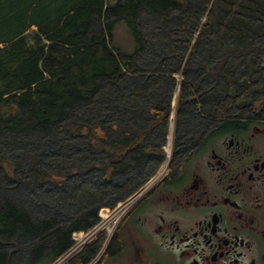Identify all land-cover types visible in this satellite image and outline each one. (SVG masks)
Wrapping results in <instances>:
<instances>
[{
  "label": "trees",
  "instance_id": "obj_1",
  "mask_svg": "<svg viewBox=\"0 0 264 264\" xmlns=\"http://www.w3.org/2000/svg\"><path fill=\"white\" fill-rule=\"evenodd\" d=\"M199 2L202 3L0 0V135L54 133L55 145L50 147L54 152L48 160L38 151H26L15 159L0 154V178L4 180V172L7 177L11 175L10 180L32 189L37 186L58 189L74 177L82 178L93 172L94 178L106 187L120 189L123 183L130 185L128 191L115 196L114 202L126 199L145 182L131 181L132 172L143 171L151 160L144 152L155 150L151 142L144 141L147 129L163 124L169 128L176 81L166 71L168 58L163 59L162 52H156L163 60L151 79L165 77L172 89L147 100L146 83L135 80L132 86V77L139 75L132 66L143 61L140 58L144 52L153 50L147 48L148 42L138 27L143 14L171 24L169 14L178 13L173 33L185 36L187 42L184 50L173 56L178 57V67L172 73L175 75L183 74L195 63L196 47L202 38L215 36L202 66L207 73L190 86L197 93L203 80L213 79L219 86L199 93L200 112L196 104L187 110L193 122L219 124L235 121L245 113L246 99L239 97L260 95L264 90V86L256 89L254 80L256 75L260 79L263 76L258 60L264 56V45H257L256 40L264 37V0ZM120 22L126 23L136 41L131 53L115 43ZM190 24H195L193 32L189 31ZM196 31L198 38L192 44ZM165 41L171 43V36ZM247 56L254 58L250 60ZM214 57L217 61L210 67L209 60ZM231 58H242L239 66L243 68H230ZM181 86L186 87V82ZM182 97L183 91L178 94L176 110ZM239 100L242 102L236 106ZM75 152L85 157H73ZM162 153L166 157L163 150ZM87 159L91 163L83 165ZM102 203L63 222L57 220L58 213L46 219H34L17 204L3 201L0 203V264H15L14 259L21 252L26 255L27 264H51L70 248L74 232L96 224ZM103 238L104 235L99 239ZM88 251L89 248L72 264H84L89 258Z\"/></svg>",
  "mask_w": 264,
  "mask_h": 264
},
{
  "label": "flooded vegetation",
  "instance_id": "obj_2",
  "mask_svg": "<svg viewBox=\"0 0 264 264\" xmlns=\"http://www.w3.org/2000/svg\"><path fill=\"white\" fill-rule=\"evenodd\" d=\"M184 89L179 122L147 129L155 150L132 179L145 181L140 189L163 162L165 171L110 236L101 233L68 264L88 248L84 264H264V95L240 96L246 111L235 121L198 125L187 110L200 112L202 96Z\"/></svg>",
  "mask_w": 264,
  "mask_h": 264
},
{
  "label": "rangeland",
  "instance_id": "obj_3",
  "mask_svg": "<svg viewBox=\"0 0 264 264\" xmlns=\"http://www.w3.org/2000/svg\"><path fill=\"white\" fill-rule=\"evenodd\" d=\"M194 1L198 4L202 3L199 2L202 0H194ZM169 15H170V21L172 22L171 24L168 23L163 24L160 18H155L147 14H143V16H141L138 19V27L140 29V32L145 37L146 39L145 41L148 42L147 48L148 49L152 48L153 50L152 51L147 50V52H144V55L141 56L140 58L143 59V61L140 60L141 61L140 63L139 61L138 63H134V65L132 66V70L134 72H137L139 75H134L132 77L131 83L132 86L135 80L138 81L142 80L143 82L140 81L141 84L146 83V86L144 87L147 89L146 90L148 95L147 100L154 99L156 93L161 96L166 94L169 89L170 90L172 89L171 87H168L166 83V78L161 77L159 80H155L151 78H153L152 75H154L156 69L159 68V66L161 65V61L164 58H168L167 61L170 64L167 67L166 71L169 72V74L173 75V78L176 81V85L173 89L174 96H173V105H172L174 114L173 117L169 119V123H168V126L170 128L171 127L174 128L177 122H179V118L176 114L177 113L176 109L178 106V94L179 93L182 94L183 91V87L181 86V83L183 81L186 82V87H185L186 89L184 90H185V94H188L190 89V84L191 83L195 84L199 79L203 78L206 71L203 70L202 66L203 63H205L206 52H210L212 49L211 40H214L215 36L212 35L210 37L201 39L200 44L196 47L195 63L191 64L188 67V69H186V71L183 72V74L180 75L172 74L174 70L178 67V57H173V56H175L178 52H182L184 50L185 42H187V40L185 36L176 34V32L173 33L175 29L174 27L175 21H178L179 19L178 13L171 12ZM167 21L169 22V20ZM204 21H205V17L202 16L200 22L203 23ZM166 24H168L169 27H167L168 25ZM195 24H190V26H188L189 31L193 32L195 30L194 29ZM165 35L171 36V43L168 44L166 43L165 40L168 36L165 37ZM197 38H198V31H196L192 37V44L196 42ZM115 43L119 45L122 48V50L125 51L126 53L133 52L135 46L137 45L130 29L128 28L125 22H120L116 27ZM256 44L259 46L264 45V37L257 39ZM149 52L152 53L151 54L152 57H150L151 55H149ZM156 52H160V53L162 52L161 53L163 54L162 60H160V56L159 54H156ZM171 56L173 58H171ZM247 57L250 60L254 58L253 56H247ZM216 61H217V57H214L211 60H209L210 67L211 66L213 67ZM241 61L242 58L241 59L231 58L228 62L229 63L228 65L230 68H233L234 66L243 68V66H239ZM258 62L261 69L263 70L261 72L262 73L261 75L263 76L261 77V79L258 78L259 75H256L254 77V80L257 83L256 89H260L262 86H264V56H262V58L258 60ZM149 70L152 71L149 72ZM203 86L205 89L206 88L209 89L211 86L216 88L219 86V84L218 82H215L213 79H207L206 82L203 84ZM261 94L264 95V90L261 91ZM185 117L189 120L190 115L189 117L188 116ZM53 134L54 133L39 134L37 132L26 135L2 134L0 135V154L5 156L7 159L10 158L15 159L17 156L19 155L21 156L22 153L26 151H30V152L38 151L39 153H41V155L45 156L44 158L48 160L49 157L53 155L52 154L53 149H51L50 147L53 148L55 146L53 145L54 143V140L52 139ZM82 156L83 155L80 154L79 152H75L73 154V157L76 158L85 157ZM90 163L91 160L87 159V161L85 160L83 165L84 164L87 165ZM165 167H166V163L165 162L161 163L159 166H157L156 172L158 173ZM9 176L7 177L6 175H4L3 172L2 177L4 180L0 178V203H2L5 200L6 201L9 200L20 206L23 211L29 213L34 219H40V220L46 219L48 217H53L56 215V213H58L57 220L63 222L68 221L69 219L75 217L79 213H83L85 210H87V208L90 209L96 206V204H99L100 201H102L103 203L102 205H100L98 211H100L102 208L105 207L114 208L118 206L120 203L122 204L125 203L131 197V195H135L134 193L136 192L135 191L126 199H123L119 202L118 201L114 202L115 196H120L121 192L128 191L127 189H129L130 185L126 183L127 185L126 186L123 183L122 186H119V187H123L120 189L110 186L106 187V185H104L101 181H98L94 178L95 174L93 172L89 173L87 176L82 178L74 177L72 180L69 181V183L65 187L58 189L57 188L48 189L43 186H37L32 189L23 183L20 184L17 183V181L15 182L10 180ZM159 178L157 177L153 178V181L157 182ZM117 180L118 179L116 178L115 181ZM131 181L136 182L137 180H131ZM114 203H116L115 206L110 207ZM134 204H132L128 208L127 212ZM134 217H135L134 213H131L129 218L126 221H124V223L127 224L132 222ZM120 220L117 221L110 220L109 223H107L104 226V230L101 233H105L106 236H110L113 229L120 222ZM105 235L104 238H106ZM14 262L15 264H27L26 263L27 257L24 254V252H21L19 255H17L14 259Z\"/></svg>",
  "mask_w": 264,
  "mask_h": 264
},
{
  "label": "built area",
  "instance_id": "obj_4",
  "mask_svg": "<svg viewBox=\"0 0 264 264\" xmlns=\"http://www.w3.org/2000/svg\"><path fill=\"white\" fill-rule=\"evenodd\" d=\"M165 149H166V152L169 156L170 155L169 154L170 142L168 143V145L166 146ZM164 171H165V168L162 169L161 171H159L158 174L156 176H154L153 178H156V177L159 178L161 176V174H163ZM153 178H151L140 189L145 188V187L149 188L154 182ZM137 192H135L134 194H136ZM133 196L134 195H131V197H133ZM124 205H125V203H123V204L120 203L118 206H116L114 208H106V207L102 208L98 213V221L96 222V224H94L91 228H89L87 230H81V231L74 232L72 234V237H71L72 245L70 246V248H68L62 255H60L51 264H68L71 260H73L79 254H81L83 252V250L86 249V247L88 245H90L92 242H94L97 239L98 235L101 232H103L104 226L107 223H109L110 220L117 221V220H120L122 218V216L127 212L128 208L123 211L124 213L122 215H120L119 217H116V216L119 214L118 211L121 208H123ZM115 224H116V222H115Z\"/></svg>",
  "mask_w": 264,
  "mask_h": 264
},
{
  "label": "bare ground",
  "instance_id": "obj_5",
  "mask_svg": "<svg viewBox=\"0 0 264 264\" xmlns=\"http://www.w3.org/2000/svg\"><path fill=\"white\" fill-rule=\"evenodd\" d=\"M148 187L146 188H142L140 189L133 197H131L128 201L125 202V205L123 206V208H121L118 211V215L116 217H119L120 215H122L125 209L129 208L132 204H134L143 194H145L147 192Z\"/></svg>",
  "mask_w": 264,
  "mask_h": 264
}]
</instances>
